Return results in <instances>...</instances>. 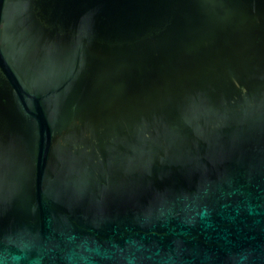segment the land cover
<instances>
[{
	"label": "water",
	"instance_id": "obj_1",
	"mask_svg": "<svg viewBox=\"0 0 264 264\" xmlns=\"http://www.w3.org/2000/svg\"><path fill=\"white\" fill-rule=\"evenodd\" d=\"M0 264H264V0H0Z\"/></svg>",
	"mask_w": 264,
	"mask_h": 264
}]
</instances>
